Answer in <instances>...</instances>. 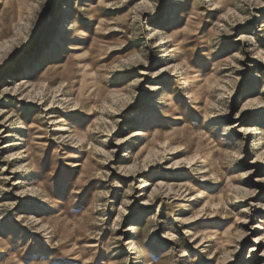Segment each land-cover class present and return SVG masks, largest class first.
Returning a JSON list of instances; mask_svg holds the SVG:
<instances>
[{
    "label": "rangeland",
    "instance_id": "rangeland-1",
    "mask_svg": "<svg viewBox=\"0 0 264 264\" xmlns=\"http://www.w3.org/2000/svg\"><path fill=\"white\" fill-rule=\"evenodd\" d=\"M0 264H264V0H0Z\"/></svg>",
    "mask_w": 264,
    "mask_h": 264
}]
</instances>
